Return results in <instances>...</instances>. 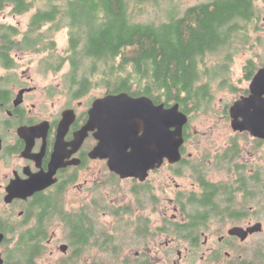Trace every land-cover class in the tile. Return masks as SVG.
<instances>
[{
    "label": "flooded vegetation",
    "instance_id": "af4514ba",
    "mask_svg": "<svg viewBox=\"0 0 264 264\" xmlns=\"http://www.w3.org/2000/svg\"><path fill=\"white\" fill-rule=\"evenodd\" d=\"M7 8L13 17L38 10L15 13L0 0V264H37L48 249L56 264H264V141L233 131L229 113L248 96L257 68L249 75L246 66L249 86L225 107L231 133L220 145L211 141L215 150L205 152L189 129L196 109L180 107L188 122L179 159L122 176L111 167L120 153L103 144L101 121L88 125L96 100L125 92L92 96L67 56L34 69L33 55L53 48L23 51L31 16L22 30L6 23ZM200 85L203 105L209 89ZM134 122L142 139L141 113ZM160 151L153 144L149 153Z\"/></svg>",
    "mask_w": 264,
    "mask_h": 264
},
{
    "label": "trees",
    "instance_id": "16d2710c",
    "mask_svg": "<svg viewBox=\"0 0 264 264\" xmlns=\"http://www.w3.org/2000/svg\"><path fill=\"white\" fill-rule=\"evenodd\" d=\"M150 2L156 0H6L15 13L38 8L23 51L51 49L54 42L44 41L66 30L71 70L89 74L81 79L86 87L97 74L114 92L178 104L185 112L197 109L207 93L199 84L203 58L222 51L231 37L262 19L264 0H206L178 17L171 11L159 24L134 21L129 5ZM247 70L251 75L256 68L249 62Z\"/></svg>",
    "mask_w": 264,
    "mask_h": 264
},
{
    "label": "rangeland",
    "instance_id": "374dc122",
    "mask_svg": "<svg viewBox=\"0 0 264 264\" xmlns=\"http://www.w3.org/2000/svg\"><path fill=\"white\" fill-rule=\"evenodd\" d=\"M205 1L156 0L155 3H145L139 8L129 5V13L134 17L133 19L136 22L159 24L168 20L171 11H174L178 17L187 7ZM5 14L6 23H19L22 30L26 28V24L31 16L30 13H27L23 16L13 17V14L8 8L5 10ZM263 16L258 22L256 20L254 25L247 26L243 35L238 33L236 36L231 37L228 46L222 51L206 55L202 60V64H200L202 71L199 84L207 85L209 89V100L195 111L190 112L191 124L189 129L192 130L194 135L199 136V144L202 147L209 146L210 149H207L205 152L210 153L212 150H215V146H213L215 144H212V140H216V144L220 145L227 138L228 134L231 133L229 122L225 121L224 111L227 105L236 100L248 88L249 82L246 79V66H248V63L251 62L258 69L264 67ZM46 30L47 27L43 28V32ZM66 34V30L51 34V42H54V47L50 51H44L35 56L33 55V65H38L34 69L42 70V64L55 66L64 56H67ZM47 41L45 40L44 43ZM82 66L87 68L89 64L86 63ZM67 71L68 67L64 69V72ZM76 76V79L80 80L82 77H88L89 74L84 73L82 69ZM99 78V75L96 74L93 79H90L91 87H94L92 96L99 95L106 88L102 85ZM58 82L59 80L54 77L53 85L56 86ZM239 141L240 144H243L244 139H240ZM263 148H260L257 144V168L264 166V159H261L264 158ZM202 150L203 148L200 149V151ZM50 251L48 249L37 261V264H56L58 255L56 252L51 255ZM74 262H77V260ZM71 263L72 261H70Z\"/></svg>",
    "mask_w": 264,
    "mask_h": 264
},
{
    "label": "water",
    "instance_id": "95a60500",
    "mask_svg": "<svg viewBox=\"0 0 264 264\" xmlns=\"http://www.w3.org/2000/svg\"><path fill=\"white\" fill-rule=\"evenodd\" d=\"M138 112L143 118L145 131L139 140L136 139L135 122L132 124L134 114ZM229 113L233 131L248 132L264 141V67L259 68L252 78L248 96L236 101ZM97 121H101L99 127L103 144L106 143L111 151L120 153L118 157H110L111 167H116L119 174L126 176L135 169L146 172L155 164L159 165L163 158L177 161L188 118L180 111L178 104L164 108L163 105L154 106L146 97L133 99L120 93L93 103L88 129H94ZM153 144L160 146V154L149 153ZM127 149H131V155L124 152Z\"/></svg>",
    "mask_w": 264,
    "mask_h": 264
}]
</instances>
